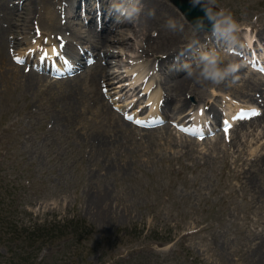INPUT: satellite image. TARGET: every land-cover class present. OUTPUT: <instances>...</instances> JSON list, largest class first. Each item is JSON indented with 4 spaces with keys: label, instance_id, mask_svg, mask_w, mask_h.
Listing matches in <instances>:
<instances>
[{
    "label": "rangeland",
    "instance_id": "obj_1",
    "mask_svg": "<svg viewBox=\"0 0 264 264\" xmlns=\"http://www.w3.org/2000/svg\"><path fill=\"white\" fill-rule=\"evenodd\" d=\"M31 1L36 3L34 7H29ZM31 1L5 0V5L0 4V15L7 13L13 2L21 4L14 27L8 29L3 43L0 42V53L6 58L0 60L1 71L6 70L5 78L2 82L0 79V202L11 212L14 222L29 231L31 226L37 228L54 216L63 219L79 215L86 225L92 226L89 244L95 248L88 258L96 264L98 257L104 264H254L258 260L264 264V117L258 116L257 121L251 117L248 119L253 120L251 127L242 129L235 116L237 109L254 104L258 114L264 110L260 98L246 100L255 93L248 88L247 75L251 71L239 67L235 82L229 79L219 87L210 82L199 83L195 93L186 94L190 102L183 113L191 112L181 122L182 113L173 119L172 108L164 111L161 106L158 111L165 122L154 118L146 122L148 125L142 123L157 115H151V103L142 108L146 103L142 89L131 94L125 84L120 87L123 91L118 86L114 92L107 87L103 89L102 101L117 119L111 118L100 103L93 102L90 88L80 93L72 107L62 98L67 84L62 83V89L56 84L57 78L68 75L66 72L48 75L37 71L46 75L45 79L33 76L37 82L24 77L36 72L34 67L28 70V61L24 60L34 62L39 55L37 49L25 52V45L20 43L22 23L27 22V28L33 26V31L42 37L50 31L55 34L59 24L58 17L48 14L47 8L52 5L56 10L60 0ZM67 2H70L67 8L78 3ZM109 2L118 4L120 0ZM141 4L156 7L161 22L169 19L177 22L176 34L171 36L178 37L171 45L180 46L179 55L184 46L186 51L195 41L193 36L198 31L172 0H141ZM216 7L230 10L240 23L241 43L242 31L248 25L264 31V0H216ZM63 11L64 7L58 8L56 13L65 14ZM74 21L76 25L80 20ZM179 25H183L182 30ZM251 33L255 39V31ZM164 34L151 30L149 38L127 35L130 47L113 56V69L121 72L124 68L120 60L135 52L152 61L157 58L154 62L164 58L170 48L163 45L169 35ZM139 40L143 41L145 51H140L136 44ZM216 41L210 35L201 44H206L207 50H221L226 61L231 60L233 55L224 51L223 42L219 45ZM199 45L200 42L193 48L195 55L190 64L194 65ZM120 47L115 45L112 49ZM191 50L192 47L188 52ZM18 57L21 62L14 60ZM42 59L51 65L48 57ZM174 64L178 65L177 57L172 59L171 65ZM153 65L156 78L166 76V67L160 72ZM124 74L122 79L127 78ZM257 76L262 77L254 72L253 77ZM239 77L244 79L242 84ZM173 84L171 81L167 87ZM212 90L222 97L214 99ZM168 93L170 96L171 91ZM198 100L214 103L220 109L218 116L212 118L197 108ZM125 102L131 103L122 112L120 106ZM135 106L136 109L130 110ZM193 113L199 115L197 118L205 126L212 119L218 125L222 113L233 115L234 130L230 128L229 135L221 136L217 126L204 139L195 140L194 133L177 128L174 123L183 124ZM189 123L190 120L186 122ZM237 132L244 140L243 145L235 139ZM101 192L108 194L106 208L98 201ZM23 246L26 248V242ZM49 252L46 248L44 255ZM0 253L6 256L9 251L0 247ZM40 258L41 252L33 263L38 264Z\"/></svg>",
    "mask_w": 264,
    "mask_h": 264
},
{
    "label": "bare ground",
    "instance_id": "obj_2",
    "mask_svg": "<svg viewBox=\"0 0 264 264\" xmlns=\"http://www.w3.org/2000/svg\"><path fill=\"white\" fill-rule=\"evenodd\" d=\"M77 1L78 3L76 2L75 4L72 3L71 8H67L70 2L68 4L67 0L66 2L65 1L62 2V0H60L59 6H57V8L55 6L56 10L58 8L59 10H61L64 7V11L62 13H65V14H60V15L59 14L57 15L56 10L52 7V5H48L47 13L48 14L51 13L58 17L59 24L56 29L57 32L55 34H52L54 31H50L48 32L47 36L42 37L43 35L42 36L37 35L35 31H33V26H31L30 28H27V22H23L22 29H24V31L22 32V36L20 37V40H19L20 43H23L25 45L24 47L25 52L26 50H28L29 52H32V51H35L36 49L37 50L35 52H38V51H41V49H43V50H47L49 54H52L53 50L55 49L59 52V58L61 59V61L62 60L64 62L66 61L65 64L69 70L74 69V68H79L77 73L71 74L70 76L61 78L59 80L57 79L56 84H60L59 88L62 89V85L67 84L66 86L67 91L63 93L62 98L63 99L66 98V101H68L70 105L73 107L75 103L77 102V99H79L78 97L80 93H82L83 90L90 88L89 91H90V94L92 93L91 99L93 100V102L100 103L101 106L105 109V111L108 114H110L111 118L117 119L118 117L113 116L112 112L109 111L106 104H104L102 101V96H103V91H104L103 89H105L104 87H107L109 91L113 90L112 92H114L115 91L114 89H116V86L120 88L123 84H125L124 86H126L128 83H134V87L133 89H131L132 90L131 94H133L134 91H137V93H139L140 90L142 89L143 96H146L145 97L146 103L144 104L142 108H144L145 106H148L151 103V106H153V112H151V115L156 114L157 115L156 117H161L159 115L160 110L158 111V107L161 108V106H162L161 109H163L164 111L172 108L171 112L173 113V116H171L170 118L174 119L182 113V117H181L182 119L181 120L180 118L178 119L180 120V122L183 119H185L188 115H190L191 110L188 111L187 113H183L184 110H186V108L189 106L188 103L190 102L185 97L187 96L186 94L190 92H194L195 88L197 87L199 83H197L194 78L188 77L185 71L179 70V69H181L182 65L186 63L190 64L189 62L190 59H192V56L195 55V53L193 52V48H195L194 47L195 43L201 42L202 39H206L210 37V35L213 36L211 31H208V30L198 31L197 34L193 36V39L195 41L191 43V45L186 51H185V48L187 46L186 47L184 46L183 47L184 50L182 51L181 55H179L180 54L179 51L181 49L180 46L177 47V45L176 46L171 45L173 41H175L176 38L178 37V36L177 37L171 36L172 34H176V31L169 30L168 28L165 27L166 23L160 21L161 14L159 10L156 9V7H153V6L148 7V5L146 6L145 4V6H143V10L140 14V17L138 18V20H136V23L125 21L122 18H121V22H117V13L114 11L113 6L115 4L113 2H109V0H77ZM4 2L5 0H0L1 5H3ZM34 2L35 1H31L32 5L29 3H26L25 5L28 6L29 4V7H34V5L36 4ZM13 3L9 5L7 13L0 15V42L1 44L3 43L4 37L6 36L8 29L11 26L14 27V20L18 16H20L18 7L21 4H19V2L14 3V4ZM86 4H88V6H86ZM23 8L24 7L22 6L21 9ZM77 9H83V12L81 11L78 12ZM149 10L154 11V16L150 17L147 15ZM66 12L68 13L66 14ZM78 14H80V16H77ZM77 18L80 20L78 21L80 24L76 22V25H74V22H75L74 20ZM103 23H104V27H102ZM86 26L87 28H84ZM97 26H98V30H96ZM248 28H249V31L247 32H245V30L242 31V35L246 43L250 47H252L253 50H255L256 48L254 46L261 47V49H263V52L261 51V53L264 55V31L262 30V28H258L253 24L248 25ZM151 30H154V31L156 30L158 34L164 31L165 36L169 34L168 36H166L167 38L165 42L163 43V45L170 47V48L168 47L169 49L165 52V55L163 56L164 58H160L158 59V62H154L157 58L153 59L152 61V59L150 60L148 57H144L142 54H138L137 52H135L133 54H128L125 60L124 59L120 60V58L117 59L121 61L122 67L124 69L121 72L114 70L113 69L114 67L112 66L113 62L111 60L112 58H114L113 56L118 55L124 48L130 47V45L127 44L128 43L127 35H134V36L142 35L144 37L148 36L149 38ZM251 31H255V42L251 41L252 39L251 37H253ZM110 32H113V34H109ZM5 41L6 43L8 42L7 39ZM44 43L49 44L50 46L43 48L42 44ZM106 43H109V44H106ZM142 43L143 41H140V40L136 41V44L138 45V47H140V51H145L146 50V47H144L145 39H144V45H142ZM219 43L220 41L217 42V44ZM103 45L105 46L108 45V47L102 48ZM115 45L121 46L119 50L112 49V47ZM221 45H223V43ZM235 46L236 47L238 46V42ZM191 47H192V50L188 52ZM204 50H207V46L205 45L200 47V51H204ZM236 51L240 53L238 47ZM177 54L178 56H175ZM64 55H66V57ZM89 55L91 57H89ZM171 56L178 58L177 66L176 64L171 65L172 59L174 58ZM81 57L86 58L85 59L86 64L82 63ZM230 57H231V61L238 63L235 57L233 56H230ZM4 58H5L4 53L1 52L0 60H5L6 58L5 59ZM90 61H92L93 63L90 64L89 63ZM153 64L158 66L157 69L160 70V72L162 71L163 67H166L168 70V73L166 74V76L163 78H160V80L158 79V77L156 78V76L154 75L155 69H153L154 68ZM18 66L21 67L20 65ZM1 68L2 66L0 67V79L2 82L3 79L5 78L6 70L1 71ZM16 68L17 67L14 66V69ZM151 68L154 71L151 72L150 71ZM241 68H243V66ZM58 70H61V69H58ZM32 73L28 74L27 76L24 75V77L26 78L30 77L29 80H31L32 82L33 81L37 82V80L35 79H45L46 75H44L43 73H37L34 71ZM122 73H125L123 77L127 76V78L122 79L121 78ZM250 73L249 75H247L250 77L248 81L249 82L248 88H250L251 90L254 89L255 93L253 92L251 97H249L248 95V98L246 100L247 101L248 100L250 101L252 99L258 100V98H260L259 101H262L264 105V77L257 76L254 78L253 77L254 73H251V74ZM33 76L35 77V79ZM118 78L119 80L115 81ZM171 81H174V84L171 88H169L167 86H169V83ZM238 81H241L240 83L242 84V82H244V79L242 77H239ZM224 84H226V82H224ZM99 87L101 88V91H99ZM139 87H142V88H139ZM236 87H238V85ZM220 88L218 89L223 90ZM120 90L123 91V87L120 88ZM168 90L171 91L170 96H169ZM211 92H213V98L216 100L221 94L220 92H214V90H212ZM243 96L247 97V94H244ZM252 96L256 98H253ZM128 103L125 102L123 106H120V110H122V112H123V109L126 110V108L130 106L131 102H128ZM196 104H198L197 108H201L204 113L207 112V114H210L212 118H215L218 116V111L220 113V109L216 108L215 104L210 102L209 100L208 101L198 100V101H195V105ZM132 105L133 104H131V106ZM138 107H141V105H138ZM253 107L255 108L256 111H258L257 106H255V104L253 105ZM136 108H137L136 106L134 108L131 107L130 110H134ZM260 113L257 115H252L251 117H254L253 118L254 120L259 119V117L263 118L264 110L263 112H260ZM135 115L140 116L141 114L136 113ZM236 115H237V112H235V116ZM198 116L199 115H197L196 113H193L191 117L188 118V120H190V123L187 125H184L188 121L187 120L180 126L186 131L194 130L193 125L191 124H194L197 122V124L202 125V122L199 120V118H197ZM156 117H148L147 119H145V121L149 122L150 121L149 119L156 118ZM227 117L229 121L233 119V115H230V117L229 115H227ZM251 117H249L248 119H250ZM248 119L247 118L241 119V121L237 123L238 127L242 129H248L249 127H251L250 122L252 123L253 120L252 119L248 120ZM234 127H231L230 131H232V129L234 130ZM141 129H144V131L149 130V128L147 127H141ZM240 137L241 135L237 132L235 139L241 140ZM243 142L244 140H241L240 144L243 145ZM100 194L101 195H99L98 197L99 204L102 207H105V205H107L108 194L106 192H101ZM106 216H109V214H107ZM261 262L262 261L258 260V262H255L254 264H261Z\"/></svg>",
    "mask_w": 264,
    "mask_h": 264
},
{
    "label": "trees",
    "instance_id": "obj_3",
    "mask_svg": "<svg viewBox=\"0 0 264 264\" xmlns=\"http://www.w3.org/2000/svg\"><path fill=\"white\" fill-rule=\"evenodd\" d=\"M4 207H0V247H5L9 254L0 253V264H34L40 252L38 264H96L88 258L95 248L89 244L92 226L86 225L79 215L63 219L54 216L27 231L26 226L21 228L14 222L11 212ZM46 248L49 255H44ZM98 261L105 263L99 257Z\"/></svg>",
    "mask_w": 264,
    "mask_h": 264
},
{
    "label": "clouds",
    "instance_id": "obj_4",
    "mask_svg": "<svg viewBox=\"0 0 264 264\" xmlns=\"http://www.w3.org/2000/svg\"><path fill=\"white\" fill-rule=\"evenodd\" d=\"M192 4L193 6L200 5L204 11V17L197 18L193 23L195 30H205V21H207L211 25L210 30L213 37L223 42L225 52L237 44L241 25L230 10L222 7L214 10L216 0H192ZM113 7L117 13V22H121V18L128 22H134L138 20L143 10L141 0H120V3ZM147 15L154 16V11L149 10ZM165 27L176 31L178 25L176 21L169 19L166 21ZM179 28L182 30L183 25H179ZM239 67V64L234 61H226L225 54H222L221 50L212 48L198 52L194 65L186 63L179 70L185 71L187 76L194 78L197 83L210 82L212 85L219 86L230 78L234 83Z\"/></svg>",
    "mask_w": 264,
    "mask_h": 264
},
{
    "label": "water",
    "instance_id": "obj_5",
    "mask_svg": "<svg viewBox=\"0 0 264 264\" xmlns=\"http://www.w3.org/2000/svg\"><path fill=\"white\" fill-rule=\"evenodd\" d=\"M173 4L177 7V9L182 13L184 18L192 25L196 21L197 18L204 17V11L200 5L193 6L192 0H172ZM214 10H218V8H214ZM206 28L205 30H210L211 25L205 21ZM194 28V27H193Z\"/></svg>",
    "mask_w": 264,
    "mask_h": 264
},
{
    "label": "snow or ice",
    "instance_id": "obj_6",
    "mask_svg": "<svg viewBox=\"0 0 264 264\" xmlns=\"http://www.w3.org/2000/svg\"><path fill=\"white\" fill-rule=\"evenodd\" d=\"M53 51H55V49ZM45 55H47V53H45Z\"/></svg>",
    "mask_w": 264,
    "mask_h": 264
}]
</instances>
